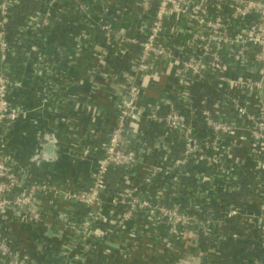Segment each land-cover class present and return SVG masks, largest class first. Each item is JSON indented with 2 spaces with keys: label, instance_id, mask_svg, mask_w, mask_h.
I'll return each instance as SVG.
<instances>
[{
  "label": "built area",
  "instance_id": "1",
  "mask_svg": "<svg viewBox=\"0 0 264 264\" xmlns=\"http://www.w3.org/2000/svg\"><path fill=\"white\" fill-rule=\"evenodd\" d=\"M24 1L0 0V264H31L12 231L17 221L32 225L42 221L46 228L53 223L46 222L49 216L56 215L59 237L67 242L61 247L65 257L55 263L70 264L76 258L84 264H102V254L114 251L129 260L137 243L125 238L150 233L152 227L166 226L173 236L191 232L198 239L210 237L225 219L241 215L239 207L225 208L219 216L215 205L193 209L175 198L191 182L201 180V171L194 169L198 164L211 168L208 178L221 172L224 193L239 188L240 174L234 166H224L222 158L234 154L238 143L233 138L240 129L247 132L257 166L264 167V0H138L135 11L140 7L151 18L138 28L119 25L123 18L113 14L123 11L115 7V0H71L83 21L97 29L102 43L83 32L69 53L77 58L91 48L101 68L115 58L128 63L121 74L104 73L122 81L121 99L115 122L100 142L102 155L92 183L79 189L35 178L31 167L9 149V133L28 115L20 96L30 91L24 79L12 76L9 62L30 60L35 50L50 62L60 48L50 42L48 31L64 17L58 8L64 0H34L39 8L12 32V15ZM40 66L46 72L50 69ZM34 74L39 77L36 68ZM162 75L176 78L170 88H162ZM214 76L225 82L226 90L212 108L203 109L211 133L201 136L193 122L191 85ZM51 85L37 95L41 108L51 109L48 105L57 90L56 83ZM58 85L69 90L73 84ZM150 85L166 92L150 99L145 95ZM149 123L158 125L154 138L149 136ZM44 136L57 140L52 134ZM120 170L124 173L112 189L109 176ZM81 207L86 211L82 217L77 214ZM256 226L264 244V205Z\"/></svg>",
  "mask_w": 264,
  "mask_h": 264
},
{
  "label": "crops",
  "instance_id": "2",
  "mask_svg": "<svg viewBox=\"0 0 264 264\" xmlns=\"http://www.w3.org/2000/svg\"><path fill=\"white\" fill-rule=\"evenodd\" d=\"M135 1L138 0H115V7L123 11L122 15L115 12L113 14L116 19L123 18L119 25L138 28L139 25L146 26L150 22V14H144L140 7L135 11L134 7L140 6ZM58 8L64 12L63 20L48 31L50 42L60 48L57 55L53 54L54 57L47 62L35 50L30 60L20 57L9 62L12 76L24 79L30 86V91L20 96L26 104L28 115L20 118L9 133L8 141L11 153L23 165L31 167L35 178L57 181L59 185L68 184L71 188L79 189L92 183V172L102 155L99 150L100 142L106 138L108 128L116 119L122 81L104 76L105 72L114 69L111 63L106 68H101L94 60L91 48L83 51L77 58L69 53V49L76 46V39L81 33L87 32L95 37H98V33L97 29L89 27L83 21V16L75 11V4L71 0L60 2ZM98 38L102 43V36L99 35ZM33 64L38 70V78L34 74ZM40 65L50 66V69L46 72ZM174 79L176 78L162 75L159 83L162 88H170ZM48 83L52 84L51 88L56 83L57 88L53 102L48 105L51 109L41 108L37 99V95L42 94ZM69 83L73 84L69 90L58 85ZM165 92L166 89L155 90L150 85L145 95L150 99H157ZM54 108L56 110H52ZM44 134H52L57 139L52 141L55 145V156L52 157L54 161L36 165L31 161V155L37 146L49 143ZM245 135L247 132L240 129L233 138L238 143L234 154L232 157L224 155L222 158L224 166H234L236 175L237 172L240 174L239 186L241 180L246 182L247 194L241 200L242 207H239L242 213L232 223L238 230L236 227L226 230L222 222L215 226L214 234L210 236L216 238L205 242L202 237L196 239L191 232L184 236H173L168 227L158 225L152 227L150 233L125 238L130 244L137 243V250L129 260L121 258L114 251L109 256L101 253L102 264H263L254 246L244 241L247 235L261 241V230L256 225L259 210L264 205V167L257 166V157ZM223 145L228 148L229 140L225 139ZM194 169L201 171V180L191 182L190 187H184L181 197L175 200L193 209L204 204L219 205L224 194L221 172L217 171L216 177L208 178V173H213L207 165L198 164ZM55 217L56 215L49 216L46 222H53L51 228L56 234L59 233V224L55 222ZM46 230L45 227H35L21 221L12 226L14 237L27 254L39 264H56L60 258L65 257L61 253V247L67 240L55 234L49 235L48 232L46 236ZM240 232L245 233L242 238L233 235ZM70 264L84 263L71 258Z\"/></svg>",
  "mask_w": 264,
  "mask_h": 264
},
{
  "label": "trees",
  "instance_id": "3",
  "mask_svg": "<svg viewBox=\"0 0 264 264\" xmlns=\"http://www.w3.org/2000/svg\"><path fill=\"white\" fill-rule=\"evenodd\" d=\"M156 7V1L152 4V7L150 9V13L154 12ZM39 8V3L34 0H26L21 5L17 6L15 8V12L12 15V20L10 22V30L13 32L16 27L20 26L26 19V17L34 12L36 9ZM133 51L138 52L137 48H133ZM111 63V67H113L115 73L121 74L122 71L126 70L128 68V63L125 61H121L119 59H112L109 61L108 64ZM225 82L220 77H205L198 79L194 81L191 85V94L193 96L194 100V108H195V115L194 117V123L198 127V133L201 136H206L210 134V130L206 127V124L204 122V117L202 115V111L205 107L212 108L214 103L216 102V98H218L225 90H226ZM203 100L206 102L203 103ZM183 112L187 113V109L183 108ZM157 127L158 125L155 123H149V136L151 138L156 137L157 135ZM13 134V132H12ZM10 135V134H9ZM174 155H178V150H174ZM120 170L111 172L109 176V181L112 189L116 188L118 183L120 182V176L124 173V171ZM247 194V187L246 182L244 180H241L240 186L238 189L232 191V192H226L223 194V198L221 200V204L216 205V211L218 212L219 216H222L223 213H225V208H228L230 206L235 207H242V201L243 197ZM84 209L81 207L78 211V215L80 217L84 214ZM86 212V211H85ZM236 218L238 216L233 217L231 219H225L224 229L230 230V228L236 227L232 223L236 222ZM233 226V227H232ZM237 228V227H236ZM242 228V227H241ZM239 228H237L238 230ZM241 236L245 235L243 232L239 233ZM247 235V234H246ZM216 237H204L202 236L203 241L208 242L210 240H214ZM244 241L252 244L254 246L255 251L257 252V255L260 257L264 264V244L259 239H252L251 236L247 235L244 237Z\"/></svg>",
  "mask_w": 264,
  "mask_h": 264
},
{
  "label": "flooded vegetation",
  "instance_id": "4",
  "mask_svg": "<svg viewBox=\"0 0 264 264\" xmlns=\"http://www.w3.org/2000/svg\"><path fill=\"white\" fill-rule=\"evenodd\" d=\"M42 145V144H41ZM53 156H51L50 154H48L46 152V148L44 146H37L35 148V151L33 152V154L31 155V161L36 162V165H41V164H45V163H52L54 160L52 159ZM36 160H39L38 162ZM39 163V164H37ZM35 227H45L44 222L39 221L36 224H34ZM48 234L46 233V236ZM49 237V236H48ZM58 238V237H57Z\"/></svg>",
  "mask_w": 264,
  "mask_h": 264
},
{
  "label": "water",
  "instance_id": "5",
  "mask_svg": "<svg viewBox=\"0 0 264 264\" xmlns=\"http://www.w3.org/2000/svg\"><path fill=\"white\" fill-rule=\"evenodd\" d=\"M2 128L0 127V132H1ZM47 143V142H46ZM40 146H44L46 148V152L48 154H50L51 156H55V145L53 142H50L48 144H40ZM46 233L48 232L49 235L51 234H55L54 230L51 228V227H46ZM58 234V235H57ZM55 236H61V234L59 233H56ZM29 258H30V263L31 264H39L36 259H33L31 255H29Z\"/></svg>",
  "mask_w": 264,
  "mask_h": 264
}]
</instances>
